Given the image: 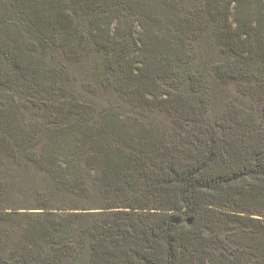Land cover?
Segmentation results:
<instances>
[{
    "label": "trees",
    "instance_id": "16d2710c",
    "mask_svg": "<svg viewBox=\"0 0 264 264\" xmlns=\"http://www.w3.org/2000/svg\"><path fill=\"white\" fill-rule=\"evenodd\" d=\"M0 264H264V0H0Z\"/></svg>",
    "mask_w": 264,
    "mask_h": 264
}]
</instances>
